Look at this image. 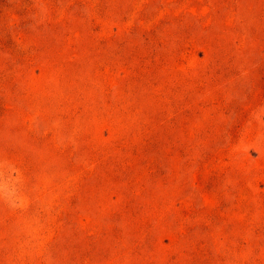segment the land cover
<instances>
[{
    "label": "rangeland",
    "instance_id": "rangeland-1",
    "mask_svg": "<svg viewBox=\"0 0 264 264\" xmlns=\"http://www.w3.org/2000/svg\"><path fill=\"white\" fill-rule=\"evenodd\" d=\"M0 264H264V0H0Z\"/></svg>",
    "mask_w": 264,
    "mask_h": 264
}]
</instances>
